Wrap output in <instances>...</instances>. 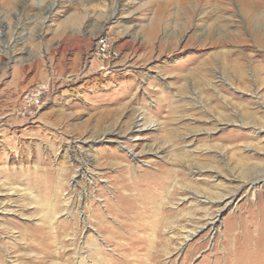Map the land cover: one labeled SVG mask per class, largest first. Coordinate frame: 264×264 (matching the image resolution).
Returning <instances> with one entry per match:
<instances>
[{"label": "rangeland", "instance_id": "374dc122", "mask_svg": "<svg viewBox=\"0 0 264 264\" xmlns=\"http://www.w3.org/2000/svg\"><path fill=\"white\" fill-rule=\"evenodd\" d=\"M12 260L264 264V0H0Z\"/></svg>", "mask_w": 264, "mask_h": 264}, {"label": "built area", "instance_id": "2783aa9c", "mask_svg": "<svg viewBox=\"0 0 264 264\" xmlns=\"http://www.w3.org/2000/svg\"><path fill=\"white\" fill-rule=\"evenodd\" d=\"M92 55L109 69L116 65L121 52L114 39L107 35L99 34L95 37ZM41 93L42 91L38 88L36 92L32 94V100L39 103Z\"/></svg>", "mask_w": 264, "mask_h": 264}, {"label": "bare ground", "instance_id": "6f19581e", "mask_svg": "<svg viewBox=\"0 0 264 264\" xmlns=\"http://www.w3.org/2000/svg\"><path fill=\"white\" fill-rule=\"evenodd\" d=\"M144 119H145V115H143L141 112L139 113V115H138V118H137V120H136V126L137 127H140V129L139 130H143V129H145V127H151L152 125H151V123L148 125V124H146V125H144V123H146V120H145V122H144ZM142 122H144V123H142ZM155 126V125H154ZM153 126V127H154ZM111 133V131L110 132H108V133H106V136L107 137H109V136H111V135H109ZM105 136V137H106ZM112 137V136H111ZM156 149H158V148H156ZM156 149H151L150 151L151 152H158V150H156ZM133 157L134 158H138V155L136 154V153H133ZM137 186V185H136ZM139 186V185H138ZM143 191V190H142ZM195 234V232H189V234L187 235V238L186 239H188V238H190L191 236H193ZM97 247H98V245H96ZM96 248V247H95ZM97 249V248H96ZM83 257V256H82ZM12 264H19V263H17V261L16 260H12Z\"/></svg>", "mask_w": 264, "mask_h": 264}]
</instances>
